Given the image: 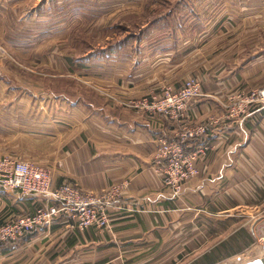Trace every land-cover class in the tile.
<instances>
[{
  "label": "crops",
  "instance_id": "obj_1",
  "mask_svg": "<svg viewBox=\"0 0 264 264\" xmlns=\"http://www.w3.org/2000/svg\"><path fill=\"white\" fill-rule=\"evenodd\" d=\"M58 1L38 0L28 9L21 0H0V7L19 9L10 15L0 8V24L15 26V21L14 28L22 30L21 24L36 21V27L47 29L57 23L43 25L38 16H45L50 5L64 8ZM202 1L203 7L211 5V0ZM227 2L247 4V13L230 20L223 11L212 16L211 26L205 15L198 20L205 27L198 35L182 28L161 44L154 42L159 37L153 30V43L143 38L137 48L141 57L134 67L123 63L103 80L104 98L98 103L45 95L50 106L36 115L25 108L18 122L0 126L10 132L30 128L24 130L34 139L29 157L55 168L63 162L55 170L57 184L70 179L98 192L130 180L122 199L127 207L112 212L110 229L91 225L82 230L71 214L62 213L21 239L0 241V264H247L264 257L250 255L257 246L264 250L257 240V228L264 223V108L250 106L240 117L230 116L227 105L234 96L264 86V0H215L210 7L218 12ZM59 15L63 24V10ZM193 74L201 79L203 95L180 118L128 104L180 87ZM210 118L215 120L211 131L185 149L194 151L205 140L211 149L196 160V172L180 195L164 196L171 188L157 170V160H163L157 157V138L175 139L182 123ZM35 153L40 160L30 156ZM20 191L0 184V224L33 214L44 201Z\"/></svg>",
  "mask_w": 264,
  "mask_h": 264
},
{
  "label": "rangeland",
  "instance_id": "obj_2",
  "mask_svg": "<svg viewBox=\"0 0 264 264\" xmlns=\"http://www.w3.org/2000/svg\"><path fill=\"white\" fill-rule=\"evenodd\" d=\"M37 1L21 0L28 5V9ZM79 1L63 0L64 8L50 5L45 16H38L43 18L42 24L57 23L47 29L36 27V21L21 24L22 30L14 28L17 26L15 21V26L12 22L0 24V126L7 127L14 121L18 122L25 108L36 115L38 110L50 106L51 102L48 104L44 100L45 95L82 98L98 103L104 98L101 91L106 84L103 80L118 73L117 69L123 63L134 67L141 57L137 48H140L143 38L146 44L153 43V30L159 37L154 42L161 44L160 40L168 33L174 36L175 31L182 28L192 34L199 31L198 35L205 28L198 20L205 15L210 17L207 24L211 26L216 18L213 15L225 11L222 15L230 16L228 19L232 20L239 14L247 13L249 8L247 4L237 7L227 2L226 7L222 10L218 8L217 12L216 7H210L215 0L210 1L209 7H203L202 0H95V6L89 5L88 0H81V4ZM0 8L10 15L19 10L11 6ZM61 10L65 20L63 24H60ZM227 24L231 26V23ZM79 60L81 62H77ZM194 76L197 75L190 77ZM15 100L17 104L14 105ZM132 101L128 104L131 105ZM2 116H8L10 121L2 120ZM29 129L24 126L10 132L0 128V154L22 160L30 158L25 161L38 163V160L29 157L34 144V139L26 136L24 131ZM30 156L40 160L39 153ZM62 163L58 161L56 168H61ZM43 164L46 162L43 161ZM50 168L55 178L57 169ZM255 248L250 255H264L263 248Z\"/></svg>",
  "mask_w": 264,
  "mask_h": 264
},
{
  "label": "built area",
  "instance_id": "obj_3",
  "mask_svg": "<svg viewBox=\"0 0 264 264\" xmlns=\"http://www.w3.org/2000/svg\"><path fill=\"white\" fill-rule=\"evenodd\" d=\"M202 95L201 80L194 76L187 78L180 87L165 88L161 95L143 96L132 101L131 105L153 114L165 113L180 118L187 106ZM227 105L230 116L240 117L246 114L250 106L264 108V86L234 96ZM214 122L213 118L195 123L184 122L175 139L165 136L157 138V157L163 159L157 160L161 165L157 170L163 172L164 184L171 188L170 195L164 192V196L178 197L184 182L195 174L196 160L208 152L212 145L205 140L198 143L194 151L187 152L185 148L199 137L207 135ZM0 184L44 198L33 214L14 216L0 224V241H9L21 238L28 230L39 225L51 224L62 213L71 214L82 230L91 225L109 228L112 212L127 207L122 199L130 180L116 181L98 192L89 191L72 180L57 184L48 166L0 155ZM257 236L264 244V223L258 226Z\"/></svg>",
  "mask_w": 264,
  "mask_h": 264
},
{
  "label": "water",
  "instance_id": "obj_4",
  "mask_svg": "<svg viewBox=\"0 0 264 264\" xmlns=\"http://www.w3.org/2000/svg\"><path fill=\"white\" fill-rule=\"evenodd\" d=\"M247 264H264V257H261V258H257Z\"/></svg>",
  "mask_w": 264,
  "mask_h": 264
},
{
  "label": "bare ground",
  "instance_id": "obj_5",
  "mask_svg": "<svg viewBox=\"0 0 264 264\" xmlns=\"http://www.w3.org/2000/svg\"><path fill=\"white\" fill-rule=\"evenodd\" d=\"M3 45H4V43H3ZM2 47V46H1ZM6 47V46H5ZM5 49V48H4ZM70 180V179H69ZM75 181V180H74ZM21 192V191H20ZM160 192V191H159ZM167 193V192H166ZM37 197V196H36ZM40 197V196H39ZM166 198V197H165ZM44 200V199H43ZM157 200V199H156ZM160 200V199H159ZM9 219V218H8ZM113 221V220H112ZM113 224V223H112ZM41 226V225H40ZM110 229V228H109ZM35 230H36V228H35ZM28 232H29V230H28ZM22 237H24V236H22ZM19 239H21V238H19ZM243 256V255H242ZM247 259V258H246ZM245 259V260H246ZM240 264V263H239Z\"/></svg>",
  "mask_w": 264,
  "mask_h": 264
}]
</instances>
